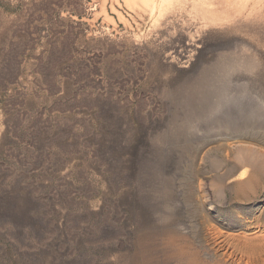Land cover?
<instances>
[{"label": "rangeland", "instance_id": "1", "mask_svg": "<svg viewBox=\"0 0 264 264\" xmlns=\"http://www.w3.org/2000/svg\"><path fill=\"white\" fill-rule=\"evenodd\" d=\"M211 1L0 0V264H264V0Z\"/></svg>", "mask_w": 264, "mask_h": 264}, {"label": "bare ground", "instance_id": "2", "mask_svg": "<svg viewBox=\"0 0 264 264\" xmlns=\"http://www.w3.org/2000/svg\"><path fill=\"white\" fill-rule=\"evenodd\" d=\"M214 4H218L219 6L221 5L219 7L220 9L223 7L222 5H225L223 0H216V1L212 0L210 5H214ZM215 9H216L215 7H211L210 10H206L205 15L207 17L204 18L208 19L211 14L210 12H212ZM200 22L203 21L200 20ZM173 48L174 50L165 56L166 60L168 62L176 63L179 66L187 67L192 63L194 55H196L198 45L193 41L188 43L186 42L185 45L181 44V47L179 49L177 47H173ZM218 233H219L218 243L220 247L223 250H225L226 254L229 255V257L238 256L239 258H243V259L248 258L247 261H249V259L253 257V255L256 256L253 253L264 255V226L262 224H258L257 229H255L252 232H248L243 236L239 235L240 237L238 235L237 236L231 235V233H227V232L225 233L223 231Z\"/></svg>", "mask_w": 264, "mask_h": 264}, {"label": "crops", "instance_id": "3", "mask_svg": "<svg viewBox=\"0 0 264 264\" xmlns=\"http://www.w3.org/2000/svg\"><path fill=\"white\" fill-rule=\"evenodd\" d=\"M64 136V135H63ZM53 138H56V135L55 136H53ZM57 138H58V136H57Z\"/></svg>", "mask_w": 264, "mask_h": 264}]
</instances>
